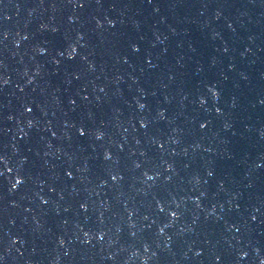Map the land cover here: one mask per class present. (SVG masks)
Returning a JSON list of instances; mask_svg holds the SVG:
<instances>
[{
    "label": "water",
    "instance_id": "obj_1",
    "mask_svg": "<svg viewBox=\"0 0 264 264\" xmlns=\"http://www.w3.org/2000/svg\"><path fill=\"white\" fill-rule=\"evenodd\" d=\"M0 264H264V0H0Z\"/></svg>",
    "mask_w": 264,
    "mask_h": 264
}]
</instances>
